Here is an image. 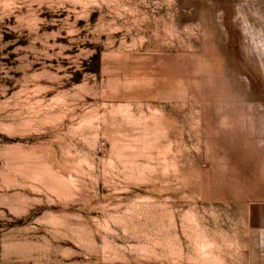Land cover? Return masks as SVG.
I'll list each match as a JSON object with an SVG mask.
<instances>
[{
    "label": "rangeland",
    "instance_id": "rangeland-1",
    "mask_svg": "<svg viewBox=\"0 0 264 264\" xmlns=\"http://www.w3.org/2000/svg\"><path fill=\"white\" fill-rule=\"evenodd\" d=\"M0 264H264V0H0Z\"/></svg>",
    "mask_w": 264,
    "mask_h": 264
}]
</instances>
